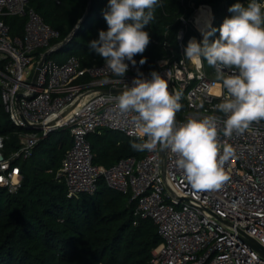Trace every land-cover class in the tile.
Masks as SVG:
<instances>
[{
  "label": "built area",
  "instance_id": "1",
  "mask_svg": "<svg viewBox=\"0 0 264 264\" xmlns=\"http://www.w3.org/2000/svg\"><path fill=\"white\" fill-rule=\"evenodd\" d=\"M27 3L0 0L1 99L13 124L27 129L18 133L20 146L7 157L1 152L0 136V186L15 192L21 177L12 161L29 157L41 139L67 129L71 145L57 170L67 196L93 195L101 179L108 188L127 195L133 223L150 219L160 236L152 250V264H264V256L246 241L251 238L264 248V120L253 121L243 133L234 131L231 136L224 134L223 120L217 121V159L225 147L232 151L223 164L229 179L216 189L194 190L176 166L177 154L159 144L140 157L121 158L108 167L96 164L87 139L90 133L106 129L140 142L137 114L120 112L117 97L137 75L149 76L135 57L137 63L128 62L126 74L119 77L105 61L82 66L78 56L69 54L62 62L47 57L33 82L37 63L59 43L50 44L59 32ZM201 7L209 8L200 4L189 18L180 16L177 48L170 47L167 57L156 60L157 72L168 81L169 91L182 93L177 123L190 117L224 115L215 109L225 90L214 69L209 66L206 71L204 60L198 66L183 55L190 39H203L196 24ZM16 15L25 16L26 21L22 34L12 36L4 17ZM187 29L193 33L185 40Z\"/></svg>",
  "mask_w": 264,
  "mask_h": 264
},
{
  "label": "trees",
  "instance_id": "2",
  "mask_svg": "<svg viewBox=\"0 0 264 264\" xmlns=\"http://www.w3.org/2000/svg\"><path fill=\"white\" fill-rule=\"evenodd\" d=\"M88 1L28 0L27 7L59 32L58 38L50 42L52 45L71 33ZM235 2L161 0L155 9V19L146 26L149 43L143 53L134 57L139 61L142 56L146 58L141 67L150 76L153 70L157 71L156 60L167 57L170 47L177 48L181 15L189 18L200 4H209L216 10L221 3L229 8ZM240 2L246 5L248 0ZM106 10L107 0H91L87 17L60 51L78 56L82 66L104 61L90 49L89 42L98 38L100 30H107L103 15ZM231 15L229 12L228 16ZM4 21L10 35H21L26 17L5 16ZM220 23L216 16L213 24ZM192 33L187 29L184 39ZM44 50H37L35 57ZM66 56L49 58L62 62ZM26 130L13 124L0 93L1 152L5 157L18 150V133ZM87 139L95 154L94 163L106 167L121 158L140 157L143 153L131 147L130 142L136 140L115 131L103 129L90 133ZM70 145L69 132L62 129L41 139L29 157L12 161V165L19 167L21 183L15 192L0 186V264H152V250L160 242V236L150 219L140 218L133 223L135 218L127 195L108 188L101 179L93 195L67 196L66 185L57 176V170Z\"/></svg>",
  "mask_w": 264,
  "mask_h": 264
},
{
  "label": "clouds",
  "instance_id": "3",
  "mask_svg": "<svg viewBox=\"0 0 264 264\" xmlns=\"http://www.w3.org/2000/svg\"><path fill=\"white\" fill-rule=\"evenodd\" d=\"M160 4L161 0H107L103 15L108 28L100 30L89 47L114 75L124 77L128 62L137 63L134 56L147 47L146 26L155 19ZM228 11L232 15L219 26L218 37L209 40L217 31L212 27L203 31L202 40L190 39L183 50L198 66L204 60L214 69L225 90L215 105L223 117H190L177 123L182 93L170 92L168 81L154 70L149 77L142 73L134 77L132 85L117 97L120 112L137 114L140 142H130L131 147L153 151L159 144L161 149H170L194 190L216 189L229 179L223 164L232 150L225 147L217 159V121L223 120V132L231 136L234 131L243 133L253 121L264 120V0H248L246 5L236 0ZM145 59L142 56L139 63Z\"/></svg>",
  "mask_w": 264,
  "mask_h": 264
},
{
  "label": "water",
  "instance_id": "4",
  "mask_svg": "<svg viewBox=\"0 0 264 264\" xmlns=\"http://www.w3.org/2000/svg\"><path fill=\"white\" fill-rule=\"evenodd\" d=\"M90 8H91V0L88 1L87 7H86V9L84 11V14L78 20L77 24L75 25V27L73 28L71 33L66 38H64L61 42H59L54 48H51V49L45 51L42 54V57L40 58L39 62L37 63V66L35 68V72H34V76H33V82H34V80L36 78V75H37L40 67L42 66V64L46 60V58L49 57L50 55L54 54V53L59 52L63 47H65L69 43V41L71 40L72 36L77 32V30L79 29L80 25L82 24V22L87 17ZM27 126L29 128H33V129H38V130L41 129V126H34V125H29V124H27ZM46 137H48V136H46ZM246 241L253 249H255L261 255L264 256V248L261 245H259L256 241H254L251 238H247Z\"/></svg>",
  "mask_w": 264,
  "mask_h": 264
},
{
  "label": "rangeland",
  "instance_id": "5",
  "mask_svg": "<svg viewBox=\"0 0 264 264\" xmlns=\"http://www.w3.org/2000/svg\"><path fill=\"white\" fill-rule=\"evenodd\" d=\"M207 5L209 6V8H210V10H211V12H210V10H209V8H208L209 13L211 14V20L213 19V20H212L211 28H212V27H215V28L217 29V31L214 32V33L209 37V40L211 41V40H213V39H215L216 37L219 36V31H218V29H219V26L221 25V23H220V24H216V25L213 24L215 17L217 16L218 19H220L221 22H223V20L225 19V17H228V15H229V11H228V6H227L225 3H221V4H219V6H218V8H217L216 10H213V7H212L211 5H209V4H207ZM216 13H217V14H216ZM210 23H211V21H210ZM216 23H217V22H216ZM201 33H202V32H201ZM67 54H68V52H65V51H59V52L54 53V54H52V55L54 56V58H61V57L66 56ZM204 63H205V69H206V71H209V70H210L209 65L207 64L206 61H204ZM110 132H112V131H110ZM19 142H20V140H19Z\"/></svg>",
  "mask_w": 264,
  "mask_h": 264
},
{
  "label": "bare ground",
  "instance_id": "6",
  "mask_svg": "<svg viewBox=\"0 0 264 264\" xmlns=\"http://www.w3.org/2000/svg\"><path fill=\"white\" fill-rule=\"evenodd\" d=\"M211 21V14L209 13V10L204 9V7H201V9L198 10L196 14V24L200 31L203 33V31H206Z\"/></svg>",
  "mask_w": 264,
  "mask_h": 264
}]
</instances>
